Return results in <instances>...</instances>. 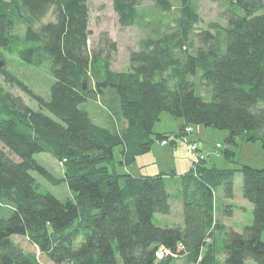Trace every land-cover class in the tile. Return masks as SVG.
<instances>
[{
  "label": "trees",
  "instance_id": "trees-1",
  "mask_svg": "<svg viewBox=\"0 0 264 264\" xmlns=\"http://www.w3.org/2000/svg\"><path fill=\"white\" fill-rule=\"evenodd\" d=\"M89 1L0 0V57L11 50L29 65L49 60L54 77L50 98L36 95L42 109L0 88V202L11 206L0 214V264H43L18 236L54 264H171L172 256L157 260L161 246L189 264H218L219 252L224 264H264V167L220 169L202 159L183 173L133 175L115 165H134L152 149L154 134L175 145L197 124L228 130V143L264 140V0H224L225 25L214 21L200 31L198 0H179V6L154 0L162 13L178 11L174 28L131 51L128 71L111 67L117 46L108 34L89 47ZM111 1L123 26L136 24L146 2ZM51 8L56 18L34 28ZM20 22L26 29L19 39ZM0 72L28 90L12 72ZM97 98L109 120L99 122L82 107ZM164 111L183 118L178 131L155 132ZM40 152L63 163L64 179L34 157ZM32 171L54 184L66 181L72 197L43 191ZM237 172L254 215L242 231L216 218L214 191L223 184L233 198ZM178 182L184 222L157 225L155 214L172 211L170 188Z\"/></svg>",
  "mask_w": 264,
  "mask_h": 264
},
{
  "label": "rangeland",
  "instance_id": "rangeland-1",
  "mask_svg": "<svg viewBox=\"0 0 264 264\" xmlns=\"http://www.w3.org/2000/svg\"><path fill=\"white\" fill-rule=\"evenodd\" d=\"M173 1L175 6L180 5L179 0ZM197 3L202 20L196 25L197 31L206 29L214 21L225 25L226 19H224L223 13L227 8L224 0H198ZM88 4L91 29L89 47L95 49L103 33L108 34L117 46V49L111 53V67L116 71H128L130 69V53L133 50H140L142 41L155 36L161 30L170 31L173 29L175 22L172 21L171 17L178 12L174 9L171 14L162 13L156 8L154 0H146L140 8L141 17L136 24L123 26L111 0H92ZM55 18L54 10L51 8L46 17L35 23L33 27L40 30L44 22L52 21ZM16 28L14 34L17 37L19 36L20 39L25 32V24L20 22ZM2 51L3 56L0 57V60L5 62L3 68L12 72L21 82H24L30 92L21 88L17 83L7 82L2 72H0V88L2 87L4 90L20 97L33 109H42L36 95L42 98H50V88L54 83L50 61L46 60L39 66L29 65L11 50ZM195 82L199 91L202 94H206V87L199 76L195 77ZM103 106V101L100 98L88 100V103L82 105L90 113L93 112L95 119L99 122L106 121L108 118ZM45 112L54 117L48 110H45ZM183 123V118L174 117L168 111H164L160 120L154 125V130L156 133L176 132ZM192 127L194 129L193 132L187 131L186 136L176 137L177 142L175 145L171 143L164 145L162 141L156 139V134H154L155 144L152 149L140 155L134 165L130 167L116 163L118 172L128 171L133 175L156 174L163 170L169 171L175 166L178 172H186L193 166L195 160L203 161L201 158L198 159L197 152L189 151V142L198 143V150L205 156L203 162L208 166L215 165L220 169L240 168L243 164H248L252 167H264V140L248 141L241 137L237 143H228L226 137L229 135V131L226 129H218L201 124L192 125ZM221 147L223 149H220ZM225 148L231 151H226ZM120 149V147L115 149L117 159L121 157ZM34 157L45 168H48L56 178L64 179L65 167L55 156H52L49 152H40L36 153ZM32 174L38 179L40 189L43 191H50L59 199L72 197V190L66 181L62 180L59 184H54L44 178L38 171H32ZM234 181L235 195L233 198L226 196L223 184L214 191L216 218L222 223L224 222L228 227L242 231L245 225L253 222V205L244 196L242 176L239 172L236 173ZM181 188L180 182L172 183L170 201L173 205V211L168 214H155L154 221L157 225L165 226L169 225V223H180L183 213ZM10 208L9 204L0 202V214H8L7 212H9ZM215 235L218 238L222 236L220 232H216ZM15 240L17 243L22 244L28 253L36 255L43 264H54L48 260L45 254L39 251L36 245L31 244L27 238L18 236ZM218 257V264H224V257L221 252H219ZM174 259L171 264H189L185 255L174 257ZM245 264L255 263L252 259H247Z\"/></svg>",
  "mask_w": 264,
  "mask_h": 264
},
{
  "label": "built area",
  "instance_id": "built-area-1",
  "mask_svg": "<svg viewBox=\"0 0 264 264\" xmlns=\"http://www.w3.org/2000/svg\"><path fill=\"white\" fill-rule=\"evenodd\" d=\"M188 132H193L194 129L192 126H189L186 128ZM170 141H168L167 139L163 140L162 143L165 145V144H168ZM188 149L189 151H192V152H197L198 153V159L201 158L203 159L204 158V154L202 152H200L198 149H199V145L198 143L196 142H189L188 143ZM198 161V160H197ZM183 247V245H179V248ZM170 256L172 257H178L179 254L174 252L172 249H169L167 247H164V246H161L159 247V250L156 252V258L157 260H160V259H163V258H169ZM192 264H198V262H193Z\"/></svg>",
  "mask_w": 264,
  "mask_h": 264
},
{
  "label": "crops",
  "instance_id": "crops-1",
  "mask_svg": "<svg viewBox=\"0 0 264 264\" xmlns=\"http://www.w3.org/2000/svg\"><path fill=\"white\" fill-rule=\"evenodd\" d=\"M128 167H130V166H128ZM176 171H177V169H176V166L175 167H173ZM171 170V169H170ZM160 172H167V171H165V170H163V171H160ZM157 173H159V172H157ZM180 173H183V172H180ZM142 175H145V174H142ZM172 205V204H171ZM172 211H173V205H172ZM183 214V213H182ZM183 222H184V218H183V216H182V219H181V221H180V223H169V225H182L183 224ZM168 225V226H169ZM38 248V247H37ZM26 249V248H25ZM27 250V249H26Z\"/></svg>",
  "mask_w": 264,
  "mask_h": 264
},
{
  "label": "water",
  "instance_id": "water-1",
  "mask_svg": "<svg viewBox=\"0 0 264 264\" xmlns=\"http://www.w3.org/2000/svg\"><path fill=\"white\" fill-rule=\"evenodd\" d=\"M4 65H5V62L0 60V67H3Z\"/></svg>",
  "mask_w": 264,
  "mask_h": 264
}]
</instances>
